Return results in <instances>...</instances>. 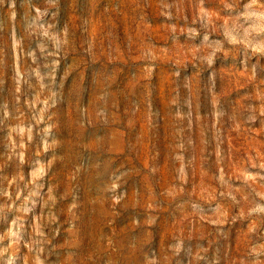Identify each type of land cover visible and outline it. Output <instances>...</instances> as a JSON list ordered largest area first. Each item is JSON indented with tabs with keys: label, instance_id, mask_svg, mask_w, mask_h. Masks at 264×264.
Masks as SVG:
<instances>
[{
	"label": "rangeland",
	"instance_id": "374dc122",
	"mask_svg": "<svg viewBox=\"0 0 264 264\" xmlns=\"http://www.w3.org/2000/svg\"><path fill=\"white\" fill-rule=\"evenodd\" d=\"M0 264H264V0H0Z\"/></svg>",
	"mask_w": 264,
	"mask_h": 264
}]
</instances>
